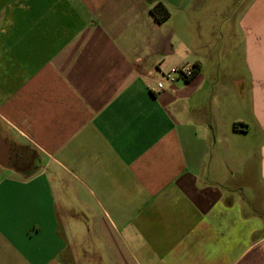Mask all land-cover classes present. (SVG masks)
<instances>
[{
	"label": "crops",
	"instance_id": "obj_1",
	"mask_svg": "<svg viewBox=\"0 0 264 264\" xmlns=\"http://www.w3.org/2000/svg\"><path fill=\"white\" fill-rule=\"evenodd\" d=\"M208 2L0 0V264H264V0Z\"/></svg>",
	"mask_w": 264,
	"mask_h": 264
},
{
	"label": "rangeland",
	"instance_id": "obj_2",
	"mask_svg": "<svg viewBox=\"0 0 264 264\" xmlns=\"http://www.w3.org/2000/svg\"><path fill=\"white\" fill-rule=\"evenodd\" d=\"M239 1L240 0H209L208 5L209 4L211 5L212 2H214V4L218 5L219 8H221V9L223 8L224 10H227L228 6H229V8L231 10V15L233 17L234 15L235 16L237 15V13L239 11V8L243 7V3H246V2H243V3H241V6L236 8L238 6V2ZM239 4H240V2H239ZM235 8H236V10L234 11ZM208 9L209 8H206L205 11L203 12V14H202V18L203 19L206 16L207 17H211L210 15H207V14H213L214 17H217L219 15L220 16L223 15V13H219V12L218 13H207ZM212 20H213V22H215V19L213 17H212ZM261 38H262V43H263V46H264V32L261 34ZM260 55H262L261 61H263L264 60V52H261ZM233 58H235V57H233ZM229 63H230V60H229ZM260 64H261V62H260ZM262 67H264V64H263ZM68 198H69L68 201L70 202V204L75 205V206H72V208H75L76 210L72 211L70 213L68 212L67 214H66V212H63L65 217H66V219H67V221H69V223L71 224V228L70 229L68 228L65 231H66V234H67V239L72 240L73 242H75V247L79 248L80 237L81 236L79 235L78 231L80 230V227H79L80 226V219H81L80 216L82 215L80 207L76 206V204L78 203L77 200L79 199V197H77V196H75V197L68 196ZM86 215L87 214H85V216ZM86 231H85V233H86ZM82 237H83V235H82ZM86 240L89 242V244L87 246L88 250H90L91 248L93 249V245L90 244V242H92V238L89 235H87L86 236Z\"/></svg>",
	"mask_w": 264,
	"mask_h": 264
},
{
	"label": "built area",
	"instance_id": "obj_3",
	"mask_svg": "<svg viewBox=\"0 0 264 264\" xmlns=\"http://www.w3.org/2000/svg\"><path fill=\"white\" fill-rule=\"evenodd\" d=\"M194 68L189 67H177L163 74V78L157 83L158 92H163L166 90V85L173 84L177 80L181 79L187 81L188 78L192 77Z\"/></svg>",
	"mask_w": 264,
	"mask_h": 264
},
{
	"label": "trees",
	"instance_id": "obj_4",
	"mask_svg": "<svg viewBox=\"0 0 264 264\" xmlns=\"http://www.w3.org/2000/svg\"><path fill=\"white\" fill-rule=\"evenodd\" d=\"M151 12H152L153 17L158 22H164V21L168 20V18L170 16V12L167 10V7L165 5H163L162 3H159L156 6H154L151 9ZM193 68H194L193 75H192V77L188 78L187 81H189L190 79L197 76L198 73L200 72V66L198 64H195L193 66Z\"/></svg>",
	"mask_w": 264,
	"mask_h": 264
}]
</instances>
